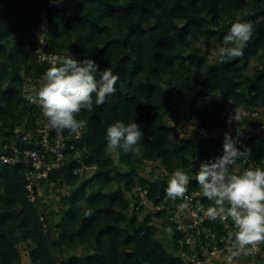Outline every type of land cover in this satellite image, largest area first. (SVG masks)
<instances>
[{"label":"trees","instance_id":"16d2710c","mask_svg":"<svg viewBox=\"0 0 264 264\" xmlns=\"http://www.w3.org/2000/svg\"><path fill=\"white\" fill-rule=\"evenodd\" d=\"M44 20L47 53L94 60L119 79L105 104L95 105L93 94V110L77 116L87 121L83 156L72 153L41 181L69 189L54 226L46 214L50 225L40 220L45 203H29L24 166L0 162V264H21L22 245L31 264H183L160 235L175 225L166 211L145 213L138 190H147L155 206L179 203L165 201L173 171L195 174L201 163L223 154L225 135L210 137V131L253 123L245 116L227 123L235 108L264 112V0H0V142L36 130L40 111L28 104L24 86L47 66L35 55L34 30ZM247 21L254 30L243 56L208 65L197 42L221 47L231 25ZM116 121L140 124L139 156L106 153V129ZM193 123L198 130L181 137ZM238 148L249 149L246 158L264 169V138ZM244 159L230 171L242 174ZM146 161L164 174L143 175ZM198 189L191 179L188 191ZM178 237L168 236L169 246L176 247Z\"/></svg>","mask_w":264,"mask_h":264},{"label":"clouds","instance_id":"9594fccd","mask_svg":"<svg viewBox=\"0 0 264 264\" xmlns=\"http://www.w3.org/2000/svg\"><path fill=\"white\" fill-rule=\"evenodd\" d=\"M254 26L251 21L235 22L224 37L223 46L216 49L220 63L226 59L243 56V49L253 35ZM118 74L111 68L100 69L91 59L78 61L69 55L60 58L59 66L55 63L41 77L39 89L27 99L40 106L42 115L47 120V127L58 134L64 130L78 133L87 126V121L77 119L82 110H93V94L95 105H103L115 94ZM235 115L227 123L239 120L244 114L235 108ZM144 136L137 122L116 121L106 129L107 154L117 150L125 154L131 153L133 158L140 155V141ZM228 133H225L223 154L205 163H201L198 172L189 174L183 169H176L168 179L166 196L172 201L187 199L188 184L195 179L202 189L203 195L214 201L215 207H209L205 216L212 221L229 218L237 229L228 233L226 248L229 253L228 264L240 256H250L260 251L259 245L264 243V169L252 167L242 174H234L230 168L236 162L246 158L250 151H241ZM225 203L229 205L225 207ZM199 206V205H198ZM181 204V212L187 208ZM85 215H91V210ZM168 231H171L168 229Z\"/></svg>","mask_w":264,"mask_h":264},{"label":"built area","instance_id":"2783aa9c","mask_svg":"<svg viewBox=\"0 0 264 264\" xmlns=\"http://www.w3.org/2000/svg\"><path fill=\"white\" fill-rule=\"evenodd\" d=\"M59 1L50 0V4L55 5ZM46 24L47 20H44L43 24L38 27L35 55L39 63L47 64V66L36 83L27 82L25 84L24 96L26 98L39 89L41 77L54 63L59 66L61 56L45 51L46 37L44 27ZM28 104L36 106L40 111L36 121V130L24 131L22 134L17 132L16 138L11 137L10 144L0 142V162L24 166L23 173L27 182L28 201L32 205L37 206L39 202L45 203L44 199L41 200L43 196L39 190L41 181L47 179L52 171L61 169L70 160L72 153H74V156H83L86 151L83 143L85 128L78 133L64 130L58 134L55 130L47 127V120L43 117L40 106L31 103L29 100ZM243 113L242 116L250 118L253 123L233 131L231 137L238 141L236 144L238 147L245 146L251 138L256 140L264 138V113L259 110L244 111ZM199 132L201 134L204 133L201 130ZM215 135L216 132L214 130H211L208 134L210 137ZM257 165L256 161H251L249 158L243 160L244 170L257 167ZM138 193L145 207L147 203L152 204L146 197L147 190L140 189ZM185 195L187 199H181L177 204L174 202L160 206L152 204L154 207L153 213L166 211V220L175 225V228H168L171 230L169 232L172 233V238L175 235L179 236L178 245L172 248L171 251L181 258L183 264H228L227 236L228 233L237 231L234 222L231 218L226 221H221L219 218L212 221L205 216L206 210L216 205L208 206L206 204L205 200L207 198L203 195L201 188L187 191ZM168 200L169 198L167 197L165 201L168 202ZM181 204L188 205L183 212L179 210ZM40 220L46 227V216L43 211L40 212ZM218 226L219 228H217ZM259 249L260 251L254 255H242L236 258L233 264H264V243L259 245Z\"/></svg>","mask_w":264,"mask_h":264},{"label":"rangeland","instance_id":"374dc122","mask_svg":"<svg viewBox=\"0 0 264 264\" xmlns=\"http://www.w3.org/2000/svg\"><path fill=\"white\" fill-rule=\"evenodd\" d=\"M34 31H35L36 34H38L39 29L37 28ZM197 45L200 46L204 50V56L206 57V62H207L208 65H211V64L215 63L218 60V58H217V56L215 54L216 53V49L218 47H216V46L207 47V46L204 45L203 41L197 42ZM256 63L257 62L255 60H253L251 62L249 69L246 70V72L248 74H252L253 73V69H254ZM28 82L32 83V80H29ZM32 84H34V83H32ZM259 111L264 113L262 109L259 110ZM165 121L167 122L168 120L165 119ZM197 130H198V127H197V125H195V123H193L191 125H188L181 132V137H190ZM229 131H231V130H229ZM231 135H232V133H231ZM141 173L143 175L145 174L146 176H148L150 178H156V177H159L160 175L164 174V169L163 168H155V166L151 162L146 161L145 165L143 167H141ZM39 190H40V193L44 197V200H45V205L46 206L43 208V209L46 208L45 214L48 215V217L50 218L51 226L52 225L54 226V224L57 223V221L59 219V216H60V213L62 212V208L64 206V203L62 202L61 197H62L63 194L68 193L69 189L65 187L63 191H57V190H55L53 185L48 187L46 185L41 186V184H40V189ZM52 211H53V215H50V213ZM152 211L154 212L153 205L150 204V203H147L146 209H145V213H150ZM49 225H50V223L49 224L47 223V227ZM167 232L166 233H161L160 235H161V237L166 239L165 245L171 251L172 247L169 246L168 236H169V238H171L172 233L169 232V231H167ZM57 236H58V233H54L53 237L56 238ZM20 250H21V255H22V259H23L21 264H31V261H30V258H29V254H28V250L23 245L20 246ZM215 264H218V263H215Z\"/></svg>","mask_w":264,"mask_h":264},{"label":"crops","instance_id":"0c3cea01","mask_svg":"<svg viewBox=\"0 0 264 264\" xmlns=\"http://www.w3.org/2000/svg\"><path fill=\"white\" fill-rule=\"evenodd\" d=\"M229 130H231V131H229ZM224 133H228V134L231 135V133H233V129H230V128H222V129H220L219 132H216V135L214 137L215 138H219L221 136H224L225 135Z\"/></svg>","mask_w":264,"mask_h":264}]
</instances>
